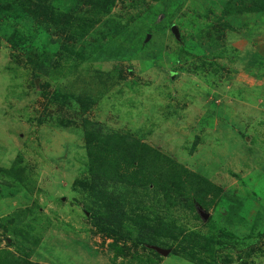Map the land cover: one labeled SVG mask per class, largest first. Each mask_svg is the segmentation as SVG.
I'll return each mask as SVG.
<instances>
[{
  "label": "rangeland",
  "instance_id": "obj_1",
  "mask_svg": "<svg viewBox=\"0 0 264 264\" xmlns=\"http://www.w3.org/2000/svg\"><path fill=\"white\" fill-rule=\"evenodd\" d=\"M162 1L0 0V264H264V0Z\"/></svg>",
  "mask_w": 264,
  "mask_h": 264
},
{
  "label": "trees",
  "instance_id": "obj_2",
  "mask_svg": "<svg viewBox=\"0 0 264 264\" xmlns=\"http://www.w3.org/2000/svg\"><path fill=\"white\" fill-rule=\"evenodd\" d=\"M90 1V4H92L93 6H95L99 11L101 10V9H103V10H109L110 9V6H111V4H112V0H88V2ZM110 5H109V4ZM162 3L164 4V6L166 7L167 5H168V0H163L162 1ZM145 44H147V43H144V42H142L141 43V47L142 46H144ZM42 50H44L43 48H41ZM110 49V46H107V47H105V50H109ZM44 51H46V50H44ZM111 52H113V50L111 51ZM125 52L127 53V51L125 50ZM125 53V55H123V56H121L120 57V59H132V58H135V56H137V54H132L131 55V53H130V55H128V54H126ZM103 54H104V57H101L102 59H117V57H115L112 53L110 54V55H105V53H104V50L101 52V56H103ZM153 57V56H152ZM99 58V57H98ZM40 59L41 60H43L44 62H45V58L43 59L42 57H40ZM99 60H101V59H99ZM230 193V192H229ZM226 194H228V193H226ZM231 194V193H230ZM236 196V195H235ZM238 197H240V196H238ZM113 200V203H115L117 206H121L122 207V205L121 204H119L117 201H116V199H112ZM112 207H110V209H111ZM110 218H113V217H110ZM114 219V218H113Z\"/></svg>",
  "mask_w": 264,
  "mask_h": 264
},
{
  "label": "water",
  "instance_id": "obj_3",
  "mask_svg": "<svg viewBox=\"0 0 264 264\" xmlns=\"http://www.w3.org/2000/svg\"><path fill=\"white\" fill-rule=\"evenodd\" d=\"M164 14H162L163 16ZM172 31L173 33L176 35V37H180V33H179V29L177 27V25L173 24L172 25ZM150 38V36L148 37ZM198 211H199V214L201 215V217L205 220H207L210 216V213L205 211L202 207H198ZM153 248L156 249L159 253L163 254V255H169V253L171 252L170 249H167V248H163V247H160V246H157V245H153Z\"/></svg>",
  "mask_w": 264,
  "mask_h": 264
}]
</instances>
